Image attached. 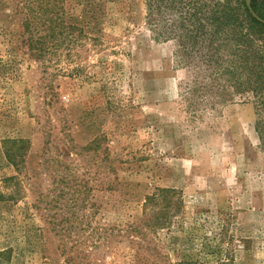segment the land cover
<instances>
[{"label": "rangeland", "instance_id": "374dc122", "mask_svg": "<svg viewBox=\"0 0 264 264\" xmlns=\"http://www.w3.org/2000/svg\"><path fill=\"white\" fill-rule=\"evenodd\" d=\"M147 3L0 0V264H264L257 105Z\"/></svg>", "mask_w": 264, "mask_h": 264}, {"label": "trees", "instance_id": "16d2710c", "mask_svg": "<svg viewBox=\"0 0 264 264\" xmlns=\"http://www.w3.org/2000/svg\"><path fill=\"white\" fill-rule=\"evenodd\" d=\"M155 1L148 0V17L152 15V3ZM158 1L161 9L175 11L169 29L180 41V53L189 56L183 65L190 69L193 79L200 75L204 67L203 72L215 80L228 77V84L232 82L234 94L252 95L253 103L259 111L255 131L261 149H264V21L256 17L257 15L264 20V0H251V8L247 0H240L243 18L238 16L231 5L219 3L216 5L217 11L207 16L203 13V3H197L200 0ZM228 27H231L235 37L229 36ZM69 30L72 48L80 46L82 38L91 41L99 39V36H83L84 29L77 18L69 24ZM43 46L40 41L30 44L41 55L46 53ZM202 51H206L207 59H196L195 56ZM161 195L154 198L158 200ZM165 208L161 206L159 210L164 212ZM169 221L170 213L165 211L164 216L158 218L153 226L164 228ZM217 261V264H233L232 255L229 253Z\"/></svg>", "mask_w": 264, "mask_h": 264}, {"label": "water", "instance_id": "95a60500", "mask_svg": "<svg viewBox=\"0 0 264 264\" xmlns=\"http://www.w3.org/2000/svg\"><path fill=\"white\" fill-rule=\"evenodd\" d=\"M250 3H251V0H247V4H248V6L251 8ZM255 15H256V14H255ZM256 17H257L259 20L264 21L262 18L258 17L257 15H256Z\"/></svg>", "mask_w": 264, "mask_h": 264}]
</instances>
